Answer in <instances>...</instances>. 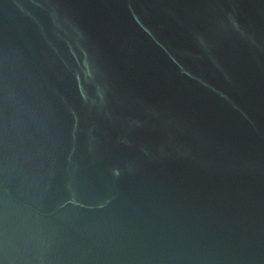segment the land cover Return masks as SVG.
<instances>
[{
  "label": "water",
  "instance_id": "obj_1",
  "mask_svg": "<svg viewBox=\"0 0 264 264\" xmlns=\"http://www.w3.org/2000/svg\"><path fill=\"white\" fill-rule=\"evenodd\" d=\"M0 264H264V0H0Z\"/></svg>",
  "mask_w": 264,
  "mask_h": 264
}]
</instances>
